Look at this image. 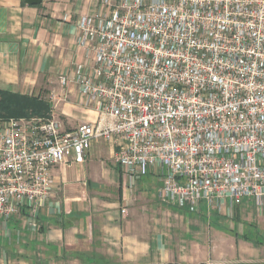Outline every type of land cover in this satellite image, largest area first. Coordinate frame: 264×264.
<instances>
[{"label": "built area", "instance_id": "built-area-1", "mask_svg": "<svg viewBox=\"0 0 264 264\" xmlns=\"http://www.w3.org/2000/svg\"><path fill=\"white\" fill-rule=\"evenodd\" d=\"M76 22L86 59L60 85L98 118L0 119V222L35 226L54 167L100 140L126 178H158L161 202L263 212L264 0H101Z\"/></svg>", "mask_w": 264, "mask_h": 264}, {"label": "crops", "instance_id": "crops-1", "mask_svg": "<svg viewBox=\"0 0 264 264\" xmlns=\"http://www.w3.org/2000/svg\"><path fill=\"white\" fill-rule=\"evenodd\" d=\"M23 1L0 0V88L45 98L67 130L96 120V107L76 85L62 87L60 76L86 59L76 21L101 0ZM115 152L95 141L85 163L56 165L37 224L30 227L26 213L0 222V264H264L256 224L264 210L247 207L249 199L230 213L206 202L195 212L161 202L158 178H126ZM177 214L210 221L195 234L178 232ZM235 217L243 231L228 225Z\"/></svg>", "mask_w": 264, "mask_h": 264}, {"label": "trees", "instance_id": "trees-1", "mask_svg": "<svg viewBox=\"0 0 264 264\" xmlns=\"http://www.w3.org/2000/svg\"><path fill=\"white\" fill-rule=\"evenodd\" d=\"M51 111V103L41 96L21 94L0 88V119L48 117Z\"/></svg>", "mask_w": 264, "mask_h": 264}, {"label": "rangeland", "instance_id": "rangeland-1", "mask_svg": "<svg viewBox=\"0 0 264 264\" xmlns=\"http://www.w3.org/2000/svg\"><path fill=\"white\" fill-rule=\"evenodd\" d=\"M32 117H38V116H32ZM32 117H28V118H32ZM25 118H27V117H25ZM247 202H249V200L245 199L243 201L242 206L244 207ZM251 203L252 202L250 200V202H249L247 207L253 206ZM180 208H184V207H180ZM176 216H177L176 217L177 220L175 222V228L178 230V232H180V230L184 231L186 229L187 232H192L191 234H195L196 231L199 230L201 226L204 229L203 225H206L207 223L209 224V221H210L206 217L202 218L201 216H195V214L194 215H188V216L187 215L177 214ZM255 216H257V214H255ZM262 217H263V220L261 222L258 221V223H256V224H258V227H257L258 236H261L262 238H264V214H263ZM255 220H257V219H255ZM237 222H239L238 225L236 224ZM241 222H242L241 218H240V221H239V218L235 217L232 221H228L227 223L231 227L237 226L238 230L242 229L241 231H243V229L245 227L243 228V224H242L243 222L242 223ZM254 222H256V221H254ZM196 225H199L200 227H198Z\"/></svg>", "mask_w": 264, "mask_h": 264}, {"label": "water", "instance_id": "water-1", "mask_svg": "<svg viewBox=\"0 0 264 264\" xmlns=\"http://www.w3.org/2000/svg\"><path fill=\"white\" fill-rule=\"evenodd\" d=\"M27 4L30 5H39L42 3L43 0H25Z\"/></svg>", "mask_w": 264, "mask_h": 264}]
</instances>
